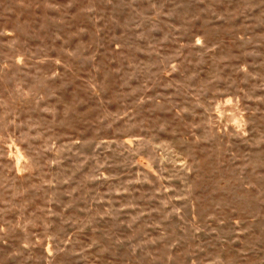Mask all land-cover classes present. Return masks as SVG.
I'll return each instance as SVG.
<instances>
[{
	"label": "rangeland",
	"instance_id": "1",
	"mask_svg": "<svg viewBox=\"0 0 264 264\" xmlns=\"http://www.w3.org/2000/svg\"><path fill=\"white\" fill-rule=\"evenodd\" d=\"M0 264H264V0H0Z\"/></svg>",
	"mask_w": 264,
	"mask_h": 264
}]
</instances>
